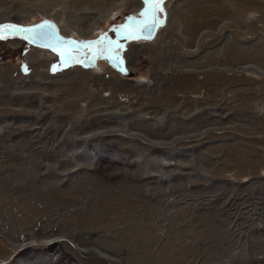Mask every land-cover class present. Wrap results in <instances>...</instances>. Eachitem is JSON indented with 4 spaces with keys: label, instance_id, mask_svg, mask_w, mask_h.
<instances>
[{
    "label": "rangeland",
    "instance_id": "rangeland-1",
    "mask_svg": "<svg viewBox=\"0 0 264 264\" xmlns=\"http://www.w3.org/2000/svg\"><path fill=\"white\" fill-rule=\"evenodd\" d=\"M137 1L0 0L21 26L0 39V264H264V0H164L154 20ZM46 19L104 43L101 69L27 56L20 29Z\"/></svg>",
    "mask_w": 264,
    "mask_h": 264
},
{
    "label": "water",
    "instance_id": "water-1",
    "mask_svg": "<svg viewBox=\"0 0 264 264\" xmlns=\"http://www.w3.org/2000/svg\"><path fill=\"white\" fill-rule=\"evenodd\" d=\"M144 25L140 28V34L145 38H153L156 33L158 22H148L146 23L147 27H144ZM61 33L58 25L51 20H45L33 25L24 26L20 29L21 39L34 46L51 49L56 52L73 51L81 53L89 48L77 39L72 37L67 38ZM25 36L30 38L25 39ZM100 51L101 46L98 43H95L90 48L89 56L80 60V65L89 67L91 63H94L98 58ZM109 61L111 64L115 65L118 70L123 69V63L118 55L111 56Z\"/></svg>",
    "mask_w": 264,
    "mask_h": 264
},
{
    "label": "built area",
    "instance_id": "built-area-1",
    "mask_svg": "<svg viewBox=\"0 0 264 264\" xmlns=\"http://www.w3.org/2000/svg\"><path fill=\"white\" fill-rule=\"evenodd\" d=\"M160 31V30H159ZM21 45V44H20ZM42 52V51H45L46 52V55H44L43 56V58H45V60H49V59H54L55 58V56H57V53H55L54 51H52V50H49V49H47V50H44V49H39V48H36V47H34L33 48V46H30L29 47V50H28V52H27V56H29V55H31L33 52ZM51 53L52 54H54V55H51ZM26 56V57H27ZM27 60H28V62H30L29 61V59L27 58ZM53 62H55V60H52ZM128 63H129V61H127V65H128ZM54 64V63H53ZM1 65H0V69H1ZM89 70H91V69H93V70H100L101 68H99V64L96 62L94 65H92L91 66V68H88ZM4 105H7V106H17L16 104H7V103H0V106H4ZM16 109H18V110H20V108H17V107H15ZM24 109V108H23ZM21 110V111H24L25 112V110ZM28 110H31V109H29L28 108ZM27 110V111H28ZM14 121H11V120H4V121H2L1 123H0V134H5V132H7V131H5L4 130V128H5V125H7L8 127H10V124L11 125H13L12 123H13ZM41 125H42V123H40L39 122V126H36V127H34V128H32V129H30L32 132L34 131V130H39V128L41 127ZM23 126V125H22ZM26 126H28V128L29 127H31V125H26ZM21 127V126H20ZM8 149V148H7ZM232 196H231V198L232 199H229V201H228V199H227V201L224 203V206H227L229 203V206L233 203V201L234 200H236V198L234 197V196H236L235 195V193H233V194H231ZM238 205V204H237ZM233 211L232 212H230V213H227V214H225L221 219L224 221V222H231V228H232V226H233V230H234V232H235V236H240V237H242L245 233L242 231V229H243V227H244V220H246L247 218H248V216L246 215V213H247V211L246 210H244L242 207H240V206H236L235 208H233L232 209ZM251 215V214H250ZM244 249H245V245H244V247H243ZM262 248V247H261ZM241 250V249H240ZM239 250V251H240ZM258 251H260L259 253H257ZM257 252H255L257 255H259V256H263L264 257V250L262 251L261 249L260 250H257Z\"/></svg>",
    "mask_w": 264,
    "mask_h": 264
},
{
    "label": "bare ground",
    "instance_id": "bare-ground-1",
    "mask_svg": "<svg viewBox=\"0 0 264 264\" xmlns=\"http://www.w3.org/2000/svg\"><path fill=\"white\" fill-rule=\"evenodd\" d=\"M131 2V1H130ZM136 2H138L137 0H136ZM138 4V3H137ZM137 4H136V6H137ZM135 6V8H137L138 10H141V8H142V3H140V4H138V7H136ZM92 9H94V8H88L87 10L88 11H90V10H92ZM136 9V10H137ZM94 11V10H93ZM140 12V11H139ZM101 13V12H100ZM82 14V13H81ZM85 14H87V15H91L92 13L91 12H85ZM95 14V13H94ZM59 17V16H58ZM77 17V16H76ZM87 17V16H86ZM78 18H79V16H78ZM58 19V21L59 22H61V24H62V19H59V18H57ZM92 19V18H91ZM0 20H2V19H0ZM46 20H50V19H46ZM43 21H45V20H43ZM51 21H53V22H55L56 24H57V21H54V20H51ZM93 21V20H92ZM42 22V21H41ZM87 21H86V19H82V21H75V23H73L72 22V24L73 25H69L70 26V30H71V32H81V30L83 31V30H85V29H87V28H89L88 26L86 27V23ZM58 25V24H57ZM63 25V24H62ZM143 26V25H142ZM58 27H59V25H58ZM76 28H79V29H76ZM159 29V23H158V26H157V29H156V33H155V36L153 37V38H145V37H143L142 35H141V37L143 38V41L145 42V40H154V38H156V34H157V30ZM60 31L62 32L61 34L64 36L65 34L66 35H68L69 37H76V36H70V33L67 31V29H65V27H64V30H63V28H62V26H61V29H60ZM64 31V32H63ZM83 34H85L84 32H82ZM93 33H94V31H93ZM92 35V34H91ZM65 37H67V36H65ZM69 37H67V38H69ZM76 38H78V37H76ZM31 46H33V48L34 47H37V48H39L38 46H34V45H31ZM40 48H42V47H40ZM44 49H46V48H44ZM111 56H115V55H113V53L111 54ZM99 57V56H98ZM110 58V57H109ZM121 58V57H120ZM121 61H122V58H121ZM96 62H98V58L95 60V63ZM94 63V64H95ZM122 63H123V61H122ZM123 67H124V63H123ZM250 67V66H249ZM255 67V66H254ZM262 72V71H261ZM263 74H264V71L262 72Z\"/></svg>",
    "mask_w": 264,
    "mask_h": 264
},
{
    "label": "snow or ice",
    "instance_id": "snow-or-ice-1",
    "mask_svg": "<svg viewBox=\"0 0 264 264\" xmlns=\"http://www.w3.org/2000/svg\"><path fill=\"white\" fill-rule=\"evenodd\" d=\"M145 2L151 6V11L153 15V20L156 18V14L160 11H162V5L164 3V0H145ZM21 26L19 25H0V39H5L7 38L5 35V30H15L20 28ZM123 27V26H121ZM144 27H147L145 24ZM129 35H134V32H129ZM25 39H29L30 37L25 36ZM117 48V55H119L118 49L120 48L119 43L117 42L116 44Z\"/></svg>",
    "mask_w": 264,
    "mask_h": 264
},
{
    "label": "trees",
    "instance_id": "trees-1",
    "mask_svg": "<svg viewBox=\"0 0 264 264\" xmlns=\"http://www.w3.org/2000/svg\"><path fill=\"white\" fill-rule=\"evenodd\" d=\"M112 31L114 32L113 35H112V33H111L112 41L115 42V43L112 44L110 48H108V50H107V52H106V55H107V56L115 52L117 42L119 43L120 46L123 45V44L125 43L124 40H122V41H119V40H118V36H117V34L115 33L116 31H114V30H112ZM101 47H102V48H105L106 45H104V43H103V44L101 45Z\"/></svg>",
    "mask_w": 264,
    "mask_h": 264
},
{
    "label": "flooded vegetation",
    "instance_id": "flooded-vegetation-1",
    "mask_svg": "<svg viewBox=\"0 0 264 264\" xmlns=\"http://www.w3.org/2000/svg\"><path fill=\"white\" fill-rule=\"evenodd\" d=\"M109 57H111V54L109 55Z\"/></svg>",
    "mask_w": 264,
    "mask_h": 264
}]
</instances>
